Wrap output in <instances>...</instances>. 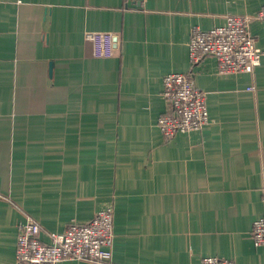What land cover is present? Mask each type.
Wrapping results in <instances>:
<instances>
[{"label":"crops","instance_id":"obj_1","mask_svg":"<svg viewBox=\"0 0 264 264\" xmlns=\"http://www.w3.org/2000/svg\"><path fill=\"white\" fill-rule=\"evenodd\" d=\"M263 3L0 0V264H21L27 217L49 241L109 205L112 264H264L250 237L263 214L264 22L249 26L263 50L253 73H220L211 55L191 65L187 51L193 28ZM85 30L116 34L118 51L94 56ZM173 71L193 72L209 122L165 139L157 117Z\"/></svg>","mask_w":264,"mask_h":264},{"label":"built area","instance_id":"obj_2","mask_svg":"<svg viewBox=\"0 0 264 264\" xmlns=\"http://www.w3.org/2000/svg\"><path fill=\"white\" fill-rule=\"evenodd\" d=\"M224 23L207 30L195 27L187 44L189 64L211 55L220 73H253L260 63L263 50L259 38L250 31L253 20L264 22V3L254 14L224 16ZM85 40L92 43V54L97 57L114 55L119 49V36L111 32L85 30ZM161 96L164 111L157 117L163 138L170 139L177 132H191L209 122L205 92L196 86L193 72L167 73L162 78ZM253 89L254 86H249ZM263 214L253 220L250 233L254 245L264 246V186L262 190ZM40 226L31 217L18 225L15 259L24 264H57L62 259L110 261L113 247V209L109 205L98 209L85 223L71 222L62 231L51 232L49 241L40 238ZM199 264H235L232 258L202 256Z\"/></svg>","mask_w":264,"mask_h":264}]
</instances>
